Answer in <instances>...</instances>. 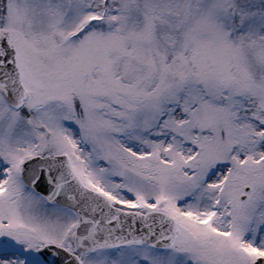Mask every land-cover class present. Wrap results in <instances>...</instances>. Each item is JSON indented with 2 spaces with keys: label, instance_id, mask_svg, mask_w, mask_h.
Wrapping results in <instances>:
<instances>
[{
  "label": "snow or ice",
  "instance_id": "obj_1",
  "mask_svg": "<svg viewBox=\"0 0 264 264\" xmlns=\"http://www.w3.org/2000/svg\"><path fill=\"white\" fill-rule=\"evenodd\" d=\"M0 264H264V0H0Z\"/></svg>",
  "mask_w": 264,
  "mask_h": 264
}]
</instances>
